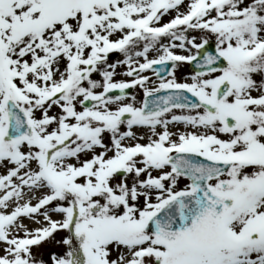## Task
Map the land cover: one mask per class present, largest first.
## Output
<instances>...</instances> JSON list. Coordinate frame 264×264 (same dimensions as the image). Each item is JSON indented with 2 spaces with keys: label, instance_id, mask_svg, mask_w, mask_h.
<instances>
[{
  "label": "snow or ice",
  "instance_id": "1",
  "mask_svg": "<svg viewBox=\"0 0 264 264\" xmlns=\"http://www.w3.org/2000/svg\"><path fill=\"white\" fill-rule=\"evenodd\" d=\"M0 264H264V0H0Z\"/></svg>",
  "mask_w": 264,
  "mask_h": 264
},
{
  "label": "rangeland",
  "instance_id": "2",
  "mask_svg": "<svg viewBox=\"0 0 264 264\" xmlns=\"http://www.w3.org/2000/svg\"><path fill=\"white\" fill-rule=\"evenodd\" d=\"M115 57H111L110 58V61L111 60H115V59H118V58H120L119 56H118V54L117 55H114ZM185 66H182V68L180 69V70H178L177 71V77H178V79L179 78H182V76H183V74H188L190 71L187 69V71H185V68H184ZM117 71L118 72H120L121 71V69H117ZM118 78H120V77H118ZM137 96H138V99H141L142 98V96H141V94L138 92V90H137ZM27 222V221H26ZM42 252H46V249H42L41 250ZM45 258H46V255H45Z\"/></svg>",
  "mask_w": 264,
  "mask_h": 264
}]
</instances>
